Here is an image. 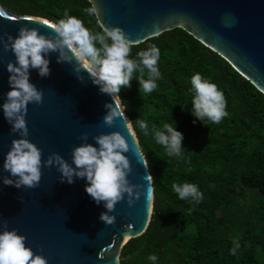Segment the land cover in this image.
<instances>
[{"label":"water","instance_id":"95a60500","mask_svg":"<svg viewBox=\"0 0 264 264\" xmlns=\"http://www.w3.org/2000/svg\"><path fill=\"white\" fill-rule=\"evenodd\" d=\"M88 1L112 39L182 28L264 94V0ZM82 57L61 26L0 2V264H122L155 231L162 187Z\"/></svg>","mask_w":264,"mask_h":264},{"label":"trees","instance_id":"16d2710c","mask_svg":"<svg viewBox=\"0 0 264 264\" xmlns=\"http://www.w3.org/2000/svg\"><path fill=\"white\" fill-rule=\"evenodd\" d=\"M61 26L121 97L159 181L122 264H264V94L182 28L109 37L88 0H0Z\"/></svg>","mask_w":264,"mask_h":264},{"label":"bare ground","instance_id":"6f19581e","mask_svg":"<svg viewBox=\"0 0 264 264\" xmlns=\"http://www.w3.org/2000/svg\"><path fill=\"white\" fill-rule=\"evenodd\" d=\"M83 58V57H82ZM84 59V61L86 62V64L90 67V65L88 64V62H87V59H85V58H83ZM91 68V67H90Z\"/></svg>","mask_w":264,"mask_h":264}]
</instances>
